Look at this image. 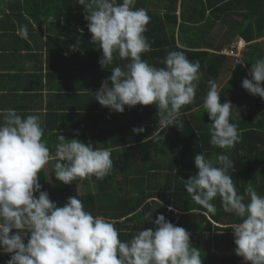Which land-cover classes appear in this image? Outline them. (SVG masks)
I'll return each instance as SVG.
<instances>
[{
	"label": "clouds",
	"instance_id": "obj_1",
	"mask_svg": "<svg viewBox=\"0 0 264 264\" xmlns=\"http://www.w3.org/2000/svg\"><path fill=\"white\" fill-rule=\"evenodd\" d=\"M135 3L78 0L91 42L102 50L99 65L108 69L117 54L129 61L123 68H112L94 99L117 113H123L126 106L155 104L159 125L165 130L169 127L171 134V126L183 127L180 110L194 102L203 75L201 66L182 51H170L161 68L142 59L151 50L145 36L151 17L145 9L135 8ZM19 35L28 38L26 26L19 29ZM244 42V38L238 41L233 53L240 46L244 49ZM70 50L78 51L79 41ZM249 75L251 79L242 80V88L264 99V58L251 64ZM208 83L203 108L212 121L210 144L230 149L240 141L238 125L232 121L234 105L230 101L221 104L219 86ZM132 132L140 134L144 128L134 127ZM43 135L39 115L22 117L15 109L0 110V250L11 254L6 264H202L200 249L191 244L190 233L163 214L155 219L152 213L146 214L144 222L152 227L122 241L115 221L86 211L77 195L57 206L39 183L41 171L54 158ZM150 138L157 139L154 133ZM55 160L54 177L66 185L77 178L101 181L113 169L110 149H94L63 135H58ZM194 164L197 173L186 180V192L212 214L216 212L213 200L219 197L224 211L240 221L231 225L235 254L246 264H264V195L249 185L246 202L229 174L234 162L226 154L213 161L199 153ZM168 210L174 211L171 205Z\"/></svg>",
	"mask_w": 264,
	"mask_h": 264
},
{
	"label": "trees",
	"instance_id": "obj_2",
	"mask_svg": "<svg viewBox=\"0 0 264 264\" xmlns=\"http://www.w3.org/2000/svg\"><path fill=\"white\" fill-rule=\"evenodd\" d=\"M63 1L64 3L61 0H29L27 6H30L32 14L35 6L36 8L52 7V13H56L58 5H65L68 11L74 9L72 8L74 0ZM217 2L218 0L215 1ZM172 3L174 4L175 0H172ZM208 4H210L209 1ZM230 4L239 7L238 15L242 17V20H236L232 30L224 33L223 42L215 46L211 45L215 52L195 49L183 51L177 47L173 31L169 34L172 50L168 48L166 51H182L187 57L192 58L193 62L200 63V70L204 72V76L210 75V80L221 82L223 79L226 80V77L222 79L218 76L230 55L227 57L228 54L222 53L221 48L236 34L249 42L264 37V0H231ZM221 8L223 6L215 7L214 10L218 11ZM147 14L151 17V24L156 28L154 29L151 25L152 31L147 30L146 32V37L151 43V50L146 52V56H149L165 45L163 44L165 42L161 40L167 39V32L160 25V16H152L153 13L150 12ZM216 20L213 21L214 24ZM252 24L254 28H251ZM159 30L163 32V36L156 34ZM179 30L181 32L182 29ZM184 30L187 31V29ZM152 34L157 35L156 38ZM179 39H181L180 36ZM166 45L170 47V44ZM254 45L260 49H255ZM250 46L253 48L247 51L245 58L249 67L255 59L256 50L261 51L263 48L262 41H256ZM231 50L233 51L234 47ZM93 51L94 49L88 47L87 58L91 56L90 60H86L87 63L91 61ZM236 64V70H234L236 72L240 70L241 74L232 73L230 75L221 88L223 95L220 97L221 104L230 101L234 105L232 121L238 125L240 133V141L234 147L221 149L210 144L209 127L212 121L209 120L203 106L200 110H195L196 112L194 110L189 112V115L180 112L179 120L183 127L179 129L171 126V134L166 133L165 128L159 125L158 115L150 109L144 110L145 112H141V115L138 114L141 117L138 125H127L122 122L121 114L128 119L127 112L130 108L127 106L123 113L110 111L103 106L99 107L100 110L96 113L57 112L60 124L53 135L56 136L55 140L51 143L57 145L58 135H63L68 140L78 139L85 144H90L94 149H110L113 169L101 181H96L94 177L91 180L77 178L73 183L66 185L54 177L56 160L53 158L51 167L41 171L39 183L42 190L49 193L50 200L54 201L57 206H63L69 197L77 195L83 201L86 211L115 221L122 241L130 240L142 228L152 227L150 223L144 222L146 214L152 213V219L163 214L168 221L176 226L184 227L190 233L191 244L200 249L202 264H246L241 260L242 257L234 252L235 244L231 225L239 223V218L224 211L219 197L213 200L216 208L215 214L208 213L206 209L191 199L184 187L186 180L197 173L194 164L196 154L203 153L213 161L217 155L226 154L234 162L233 168L229 169V174L238 192L245 195L246 202L245 190L249 185L259 195H264V99L250 95L242 88V80L247 77L242 64L239 62ZM261 85H264V82ZM185 107L186 105L182 107L183 111L191 109V107ZM194 113L197 115H193ZM47 114L45 116L50 117L53 115V110H49ZM130 115L134 117L136 113H130ZM113 124L115 127H112ZM117 127L124 129L119 133L114 131ZM134 127H143L144 132L134 134L132 132ZM153 133L157 137L156 140L150 138ZM46 137L48 138V135L45 134L44 129L42 139L50 148L51 153L55 152ZM132 140L134 142L131 144ZM115 180H117L116 185L113 187L112 182ZM91 184H94L96 192L90 191L92 188H89V185ZM86 185L89 191L79 193L77 186ZM125 187L128 188L125 189ZM149 198L153 199L149 200ZM169 205L174 211L167 210ZM121 218H124L126 225L129 224L130 232L120 230L121 224L118 222ZM213 231L220 233L212 235ZM212 238H214L213 245L210 244Z\"/></svg>",
	"mask_w": 264,
	"mask_h": 264
},
{
	"label": "crops",
	"instance_id": "obj_3",
	"mask_svg": "<svg viewBox=\"0 0 264 264\" xmlns=\"http://www.w3.org/2000/svg\"><path fill=\"white\" fill-rule=\"evenodd\" d=\"M215 1L217 0H175L173 4L172 0H136L134 7L143 8L147 12L153 13L152 16H160V25L167 32V39L161 40V42H165L163 43L165 45L149 56L143 53L142 59L157 68L165 67L163 61L169 53L166 49L171 48L172 50V42L169 37L171 31H173L177 47L183 51L195 49L215 52L211 45L215 46L223 42L224 33L230 31L236 20H242V17L238 15L239 7L232 6L231 0H218L217 3ZM28 2L29 0H0V110L15 109L17 114L22 117L31 114L39 115L45 134L48 135L46 138L51 143L55 140L56 136L53 135L60 124L57 112L81 114L98 112L99 107L102 106L94 99L95 92L110 76L113 67L123 68L129 61L120 59L117 54L113 64L107 66L108 69L99 65L98 61L102 50L99 49L98 44L91 42L83 8L78 4V0H74L72 11L71 9L68 11L65 5H58L56 13H52V7L42 6L39 8L37 6L38 8H36L35 6L32 9L33 14L30 12V6H27ZM61 2L64 3L63 0ZM220 6L223 8L218 11L214 10L215 7ZM220 22L226 24L225 30L222 29ZM151 25V22L147 25L149 32L152 31ZM22 26L27 27V39L19 35V29ZM152 27L156 29L154 25ZM251 28H254L253 24ZM179 29H182L181 32ZM156 34L163 36L161 30ZM157 35L152 34L154 38ZM243 38L238 34L234 35L220 51L226 55L229 54L232 47L237 45L238 41L242 42ZM262 40L264 37L250 42L246 40L244 49L240 46L238 50L234 51L237 55L234 54L232 57L227 55V57L229 56L228 60L218 76L222 79L226 77L223 82L210 80L211 76L207 72L209 76H204V72L201 70L203 75L198 82L194 102L185 107H191V109L183 111L181 108L180 112L189 115V112L193 110H200L209 89V81L217 83L222 93L221 88L230 75L232 73L241 74L240 70L235 71L238 62L242 64L244 74L249 78L250 67L245 61L246 53L253 48L250 44ZM77 41H79V50L71 51L70 46L76 44ZM198 43L200 45H197ZM166 44H170V47ZM88 47L94 49L89 63L86 62V60H90L91 56L87 58ZM254 47L255 49L259 48L257 45ZM259 49L256 50L252 63L264 58L263 48L261 51ZM187 58L193 61L192 58ZM146 109H150L154 114L158 113L155 104L137 105L128 110V119L121 114L122 122L127 125H138L141 119L138 114L141 115V112H145ZM49 110H53V115L46 117ZM130 113H136V115L132 117ZM143 122H146V118ZM116 129L114 131L120 133L124 128L117 127ZM133 142L134 140L130 141L131 144ZM50 146L56 150L55 144L51 143ZM52 155L55 158V152ZM92 185L89 187L92 188ZM112 185L114 187L116 181L112 182ZM152 199L149 198V200ZM118 223L121 224V231L126 233L131 231L129 224L124 223V218L119 219ZM115 227L117 226L115 225ZM25 242H27V237ZM10 255L0 250V264H6Z\"/></svg>",
	"mask_w": 264,
	"mask_h": 264
},
{
	"label": "rangeland",
	"instance_id": "obj_4",
	"mask_svg": "<svg viewBox=\"0 0 264 264\" xmlns=\"http://www.w3.org/2000/svg\"><path fill=\"white\" fill-rule=\"evenodd\" d=\"M221 23V22H220ZM222 24V23H221ZM221 27H222V29L223 30H225V28H226V24H222L221 25ZM232 28L233 27H231V29L230 30H232ZM262 47H263V50H264V40H262ZM231 54H236L237 55V53L235 52V53H232V52H230ZM248 79H251V77H249ZM223 82V81H222ZM219 86V85H218ZM193 115H197V113H194ZM112 127H115V125L113 124L112 125ZM168 132H170V130H169V127H168V129L166 130V133H168ZM166 141L168 140V139H165ZM52 161L53 160H51L50 162H49V164L45 167V169H47L48 170V168H50L51 167V164H52ZM115 181H117V180H115ZM93 187H92V189L90 190L91 192H96L95 191V186H94V184L92 185ZM90 188V187H89ZM88 188V189H89ZM128 187H125V189H127ZM78 189V192L80 193H82V192H86V191H89L88 189H87V185L86 186H81V187H78L77 188ZM160 203V202H159ZM152 205L154 206L155 204L152 202ZM167 210H168V208H167ZM212 233V235H214L215 233H220L219 231H213V232H211ZM213 242H214V238H212L211 240H210V244L211 245H213ZM242 261H244L243 260V258L241 259Z\"/></svg>",
	"mask_w": 264,
	"mask_h": 264
},
{
	"label": "built area",
	"instance_id": "obj_5",
	"mask_svg": "<svg viewBox=\"0 0 264 264\" xmlns=\"http://www.w3.org/2000/svg\"><path fill=\"white\" fill-rule=\"evenodd\" d=\"M230 52H232L233 53V51L231 50Z\"/></svg>",
	"mask_w": 264,
	"mask_h": 264
}]
</instances>
